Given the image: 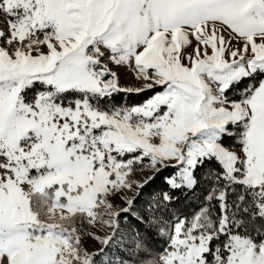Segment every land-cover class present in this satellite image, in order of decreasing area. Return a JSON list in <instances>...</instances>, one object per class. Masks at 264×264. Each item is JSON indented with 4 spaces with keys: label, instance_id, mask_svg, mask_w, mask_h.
Wrapping results in <instances>:
<instances>
[{
    "label": "snow or ice",
    "instance_id": "obj_1",
    "mask_svg": "<svg viewBox=\"0 0 264 264\" xmlns=\"http://www.w3.org/2000/svg\"><path fill=\"white\" fill-rule=\"evenodd\" d=\"M0 264H264V0H0Z\"/></svg>",
    "mask_w": 264,
    "mask_h": 264
},
{
    "label": "rangeland",
    "instance_id": "obj_2",
    "mask_svg": "<svg viewBox=\"0 0 264 264\" xmlns=\"http://www.w3.org/2000/svg\"><path fill=\"white\" fill-rule=\"evenodd\" d=\"M114 71H117L120 76V85L121 87H130V86H138V82L134 79V73L131 70L126 68H113ZM144 98V94H140L137 96L136 94H127V93H118L114 98V103L118 106H125L130 107L134 106L139 103ZM111 106V105H110ZM151 173L148 172H137L134 174V178L137 180H145L147 179ZM157 178L153 180L148 186V192H144L143 197L141 199V207L145 201H148L152 198L153 195L159 194L161 191L157 190L160 186H158ZM157 186V188H155ZM131 195V193H129ZM115 203H120L121 201L119 198L114 201ZM196 211V210H195ZM177 212V211H176ZM194 211H192L193 213ZM178 213V212H177ZM190 213L189 216L192 214ZM134 228V222L131 219L122 221V231L124 232L125 236L131 234ZM91 231L95 232L97 235L103 236L105 235L104 231L97 228H92ZM84 241V246L89 250H95L99 247V244L94 239L88 238L87 236L82 238ZM159 244V242H158ZM161 245L164 247V243L161 242ZM159 249V246H158Z\"/></svg>",
    "mask_w": 264,
    "mask_h": 264
},
{
    "label": "trees",
    "instance_id": "obj_3",
    "mask_svg": "<svg viewBox=\"0 0 264 264\" xmlns=\"http://www.w3.org/2000/svg\"><path fill=\"white\" fill-rule=\"evenodd\" d=\"M157 180L159 182L158 186H160L157 190H160L161 192L163 190H166L167 186L164 183L163 177H157ZM148 188L145 191L146 193L148 192ZM155 188H157V186ZM206 194L207 186L205 185H201V187L195 190V192H187L186 194L177 193V195H179V200L175 203L174 211L189 216L192 211L197 210L201 206L203 202V197ZM161 242L164 243L163 239L157 238L156 240L152 241V244L154 247L158 248L159 246V249H162L163 246L161 245Z\"/></svg>",
    "mask_w": 264,
    "mask_h": 264
}]
</instances>
